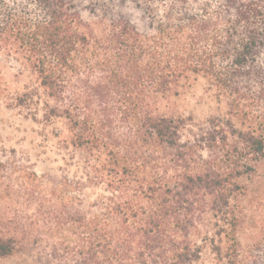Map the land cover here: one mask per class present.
I'll use <instances>...</instances> for the list:
<instances>
[{"label": "trees", "instance_id": "16d2710c", "mask_svg": "<svg viewBox=\"0 0 264 264\" xmlns=\"http://www.w3.org/2000/svg\"><path fill=\"white\" fill-rule=\"evenodd\" d=\"M0 104L63 165L0 163V257L264 264V0H0Z\"/></svg>", "mask_w": 264, "mask_h": 264}, {"label": "rangeland", "instance_id": "374dc122", "mask_svg": "<svg viewBox=\"0 0 264 264\" xmlns=\"http://www.w3.org/2000/svg\"><path fill=\"white\" fill-rule=\"evenodd\" d=\"M87 18V16H84ZM16 67L6 72L10 90L12 75ZM173 108L179 114L193 116L197 121L205 119L211 111V104L204 92L202 82L192 87L174 102ZM51 130L42 127L15 111L6 110L0 104V163L15 162L38 176L58 175L63 167L56 141L50 135ZM22 237L16 252L11 257H0V264H40L42 259L41 245L31 246Z\"/></svg>", "mask_w": 264, "mask_h": 264}]
</instances>
